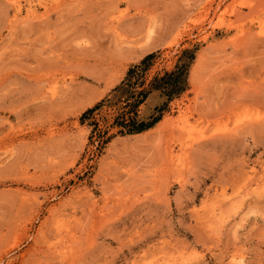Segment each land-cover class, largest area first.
I'll return each mask as SVG.
<instances>
[{"label":"rangeland","instance_id":"rangeland-1","mask_svg":"<svg viewBox=\"0 0 264 264\" xmlns=\"http://www.w3.org/2000/svg\"><path fill=\"white\" fill-rule=\"evenodd\" d=\"M0 264H264V0H0Z\"/></svg>","mask_w":264,"mask_h":264},{"label":"trees","instance_id":"trees-1","mask_svg":"<svg viewBox=\"0 0 264 264\" xmlns=\"http://www.w3.org/2000/svg\"><path fill=\"white\" fill-rule=\"evenodd\" d=\"M188 52L184 51L183 55L188 54ZM150 57L151 55H148L141 61L140 65L129 69L126 77L113 89V96L108 99V103L120 105L121 111L114 119V124L119 125L127 133L147 131L146 129L152 127L159 120V114L150 116L148 120L139 118L138 116V107L145 102L150 93L158 92L161 98L164 99L163 105H166L173 97L180 94L186 88L188 68L193 58L192 56H189L184 62L181 59L173 70L154 77L144 87L143 72ZM161 108V106L156 107L155 110L160 111ZM93 110L94 108L88 109L83 114V117L92 113Z\"/></svg>","mask_w":264,"mask_h":264}]
</instances>
